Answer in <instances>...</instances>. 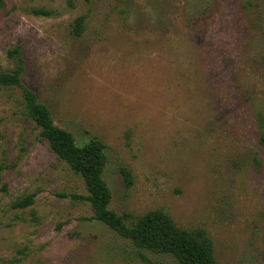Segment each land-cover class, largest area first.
<instances>
[{
    "label": "rangeland",
    "instance_id": "374dc122",
    "mask_svg": "<svg viewBox=\"0 0 264 264\" xmlns=\"http://www.w3.org/2000/svg\"><path fill=\"white\" fill-rule=\"evenodd\" d=\"M20 59L53 123L105 145L126 224L159 209L214 264H264V0H0V72ZM86 193L0 85V264H177L96 220Z\"/></svg>",
    "mask_w": 264,
    "mask_h": 264
},
{
    "label": "trees",
    "instance_id": "16d2710c",
    "mask_svg": "<svg viewBox=\"0 0 264 264\" xmlns=\"http://www.w3.org/2000/svg\"><path fill=\"white\" fill-rule=\"evenodd\" d=\"M81 20V17L75 20L76 33L80 31ZM17 50H10L9 54ZM20 62L21 59L14 68L0 72V85L20 88L24 113L39 128L40 136L74 173L82 177L87 193L72 194V197L87 201L94 210L96 220L130 239L135 246L168 255L177 264H214L210 241L202 231L192 233L176 227L170 216L159 209L146 212L128 225L121 216L108 208L110 189L101 176L105 145L96 137L78 145L69 131L55 125L48 107L22 84L23 66ZM261 140L264 142V134ZM122 172L126 183L130 184L129 172L126 169ZM31 202L32 195H27L14 205L24 207Z\"/></svg>",
    "mask_w": 264,
    "mask_h": 264
}]
</instances>
